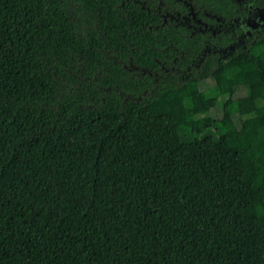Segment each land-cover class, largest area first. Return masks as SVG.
<instances>
[{"label":"trees","instance_id":"trees-1","mask_svg":"<svg viewBox=\"0 0 264 264\" xmlns=\"http://www.w3.org/2000/svg\"><path fill=\"white\" fill-rule=\"evenodd\" d=\"M263 11L0 0V264H264Z\"/></svg>","mask_w":264,"mask_h":264},{"label":"rangeland","instance_id":"rangeland-1","mask_svg":"<svg viewBox=\"0 0 264 264\" xmlns=\"http://www.w3.org/2000/svg\"><path fill=\"white\" fill-rule=\"evenodd\" d=\"M248 83L246 85L240 86L236 89L235 96L243 97V102L247 111H251L255 108V99L259 96L261 92V87L258 84V77L255 74L248 75ZM214 85V80L212 78L201 82V89H208ZM214 118H219L223 110L221 106H216L211 111ZM236 123L239 124L238 117H235Z\"/></svg>","mask_w":264,"mask_h":264},{"label":"flooded vegetation","instance_id":"flooded-vegetation-1","mask_svg":"<svg viewBox=\"0 0 264 264\" xmlns=\"http://www.w3.org/2000/svg\"><path fill=\"white\" fill-rule=\"evenodd\" d=\"M255 24H258L257 27L259 26V24H262V23L260 22V15H259L258 20H256V21L253 23V25H255ZM248 25L250 26L249 23H245V26H246V27H249ZM257 27H256V28H257ZM256 28H254V29H256Z\"/></svg>","mask_w":264,"mask_h":264},{"label":"water","instance_id":"water-1","mask_svg":"<svg viewBox=\"0 0 264 264\" xmlns=\"http://www.w3.org/2000/svg\"><path fill=\"white\" fill-rule=\"evenodd\" d=\"M260 22H261V23H264V11L261 12V14H260ZM257 25H258V24H255V25H253L252 27H253V28H256Z\"/></svg>","mask_w":264,"mask_h":264}]
</instances>
